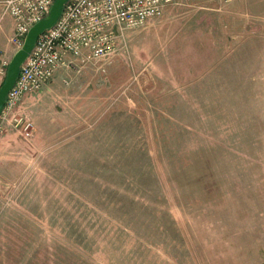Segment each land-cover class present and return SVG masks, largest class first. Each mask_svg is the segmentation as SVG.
I'll use <instances>...</instances> for the list:
<instances>
[{"label":"rangeland","instance_id":"rangeland-1","mask_svg":"<svg viewBox=\"0 0 264 264\" xmlns=\"http://www.w3.org/2000/svg\"><path fill=\"white\" fill-rule=\"evenodd\" d=\"M127 42L14 109L0 264H264V0H173Z\"/></svg>","mask_w":264,"mask_h":264},{"label":"built area","instance_id":"built-area-1","mask_svg":"<svg viewBox=\"0 0 264 264\" xmlns=\"http://www.w3.org/2000/svg\"><path fill=\"white\" fill-rule=\"evenodd\" d=\"M54 0H2L1 17L13 19V32L8 43L19 48L28 29L46 17ZM173 0H67L54 25L36 40L21 64L14 84L7 92L0 113V134L6 124L21 127L29 136V119L12 116L24 94L38 92L56 74L65 73L64 84H69V73L78 74L88 65L98 64L127 50V34L145 27L151 18L163 14ZM9 59L0 50V74L6 75Z\"/></svg>","mask_w":264,"mask_h":264},{"label":"water","instance_id":"water-1","mask_svg":"<svg viewBox=\"0 0 264 264\" xmlns=\"http://www.w3.org/2000/svg\"><path fill=\"white\" fill-rule=\"evenodd\" d=\"M66 1L67 0H54L50 7L48 15L34 23L28 29L22 45L17 48L11 56L8 63L5 79L0 85V113L3 109L6 94L14 84L21 64L24 62L29 52L33 48L39 35H41L44 31L48 30L54 25L57 18L60 16L62 8Z\"/></svg>","mask_w":264,"mask_h":264},{"label":"crops","instance_id":"crops-1","mask_svg":"<svg viewBox=\"0 0 264 264\" xmlns=\"http://www.w3.org/2000/svg\"><path fill=\"white\" fill-rule=\"evenodd\" d=\"M1 1H2V0H0V17H1V12H2V9H3V4L1 3ZM166 7H167V6H166ZM166 7H165L164 11L166 10ZM164 11H163V14H164ZM163 14H162V15H163ZM162 15H161V16H162ZM161 16H160V17H161ZM3 17H4V16H3ZM160 17H158V18H160ZM158 18H151V19H149L148 21H151V22H152V20H154V19H158ZM148 21H147L145 27L148 26L149 24H151V22L149 23ZM13 25H14V23H13ZM145 27H144V28H145ZM8 38H9V36H8ZM8 38H7V45H2V44H0V50L3 51V52H5V53L7 52V49H9L8 46H10V44L8 43ZM12 47H13V46H12ZM28 93H32V92H28ZM28 93H26V94H28ZM26 94H25V95H26ZM13 112H14V110H13ZM13 112H12V113H13ZM8 126H9V124H6V125H5V128L7 129ZM6 129H5V131H6Z\"/></svg>","mask_w":264,"mask_h":264},{"label":"trees","instance_id":"trees-1","mask_svg":"<svg viewBox=\"0 0 264 264\" xmlns=\"http://www.w3.org/2000/svg\"><path fill=\"white\" fill-rule=\"evenodd\" d=\"M3 83V81L1 82V84Z\"/></svg>","mask_w":264,"mask_h":264}]
</instances>
